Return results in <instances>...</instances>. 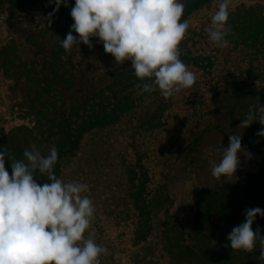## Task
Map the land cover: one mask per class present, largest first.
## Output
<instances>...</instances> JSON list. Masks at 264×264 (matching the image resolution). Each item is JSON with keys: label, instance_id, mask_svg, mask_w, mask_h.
<instances>
[{"label": "trees", "instance_id": "obj_1", "mask_svg": "<svg viewBox=\"0 0 264 264\" xmlns=\"http://www.w3.org/2000/svg\"><path fill=\"white\" fill-rule=\"evenodd\" d=\"M217 1L183 0L185 10L181 19L189 21ZM74 3L75 0H68V7L62 5L52 17V23L47 21L45 31L39 30L26 37L33 57L22 58L13 42L0 47V71L11 82L16 98L13 111L25 121L0 136V151L4 149L9 159L16 160L23 158L25 150L40 151L46 156L54 146L58 151L54 174L62 181L65 162L81 150L86 135L128 120L141 122L139 128L135 125L138 134L141 129L149 132L154 128L151 124L160 121L168 110L158 91L140 95L136 93L139 89H135L136 86L128 90L133 76L137 78L130 61L100 73L88 56H81L82 44L74 45L71 51L60 46L73 23L70 10ZM42 5L50 9L49 13L53 11L54 5L49 6V0H0V9ZM228 25L231 32L227 37L230 47L226 48V56L232 57L228 55L233 53L247 60L250 67H264V10L256 5L231 9ZM178 47L180 49V45ZM179 58L185 62L183 57ZM248 73L245 79L238 76L240 81L231 82L224 90L215 92L211 120L191 143L192 153L197 152L207 136L225 127L233 135L241 134L242 148L264 155V137L257 135L264 126L253 122L244 130L239 127L250 111L254 112L259 104L264 105V91H257L248 84ZM195 114L201 116L202 112L196 110ZM5 167L11 175V161L7 158ZM35 179L41 184L48 182L46 173ZM168 181L169 176H165L149 188L142 183L134 195L139 213L138 240L147 246V254L139 257L136 263L155 264L154 260L161 255L166 264H260L258 244L249 253L233 251L225 245L231 230L244 221L246 209H264V162L245 182L231 187L196 189L194 214L187 228L168 215ZM258 227L264 235V218L259 216L253 231ZM155 239H159L157 244ZM158 245L160 251L157 253L154 246ZM100 264H104L101 259Z\"/></svg>", "mask_w": 264, "mask_h": 264}, {"label": "rangeland", "instance_id": "obj_2", "mask_svg": "<svg viewBox=\"0 0 264 264\" xmlns=\"http://www.w3.org/2000/svg\"><path fill=\"white\" fill-rule=\"evenodd\" d=\"M218 5L219 1L212 3L189 20L190 27L179 44V53L184 64L195 74V84L161 100L166 102L168 110L160 121L151 124L154 128L149 132L140 128L141 134H138L135 125L139 128L141 122L128 120L88 134L77 155L65 162L64 182L78 181L89 186V191L83 195L93 201L95 211L84 236L108 249L107 254L100 257L104 264H138L137 259L147 254V246L138 240L139 213L134 204V195L142 183L149 188L169 176L168 215L187 228L194 214L193 193L196 189L231 187L245 182L264 162L262 152L247 150V155L238 154L241 163L235 176L214 178L211 171L220 159L217 149L222 151L227 147L229 137L233 135L225 127L221 132L207 136L197 152L191 151V143L211 120L216 91L224 90L227 84L240 78L245 79L248 72V84L257 91H264V67H250L247 60L233 53L228 58L226 49H219L208 41L204 29ZM253 5L264 10V0H233L231 9ZM49 11L45 5L1 8L0 47L13 42L22 58L33 57L26 37L46 28L45 18ZM90 39L93 47L82 44L81 56H88L100 73L113 65L116 67L114 58L105 53L98 38ZM130 82L128 90L135 86L138 89L137 85L142 83L134 76ZM15 99L11 82L0 71V136L25 124L13 111ZM196 110L202 115H196ZM154 242L157 244L159 239ZM154 250L158 253L159 245L154 246ZM159 256L154 260L155 264H166L165 258Z\"/></svg>", "mask_w": 264, "mask_h": 264}, {"label": "clouds", "instance_id": "obj_3", "mask_svg": "<svg viewBox=\"0 0 264 264\" xmlns=\"http://www.w3.org/2000/svg\"><path fill=\"white\" fill-rule=\"evenodd\" d=\"M233 0H219L217 11L204 31L208 41L219 49L230 47L227 39ZM52 17L60 7H68V0H49ZM183 0H75L70 16L73 23L60 46L71 51L74 45L93 47L90 38H98L106 54L115 62L131 61L138 80L140 95L159 92L165 99L173 97L195 84V74L179 58V44L189 29V21L182 20ZM76 33L78 35H73ZM253 122L264 126V105L250 111L239 127L243 130ZM264 137V130L257 133ZM241 134L229 137L220 153L219 162L211 171L217 179L235 176L241 161ZM11 161V175L5 159ZM58 161L56 147L45 156L40 151L23 152L22 159H9L0 151V264H100V257L108 249L92 238L85 239L94 216L93 201L83 195L89 186L78 181L64 182L54 174ZM47 174L48 182L37 183L35 177ZM264 218V209L249 208L244 221L227 236L233 251L252 252L258 244L260 264H264V235L257 217Z\"/></svg>", "mask_w": 264, "mask_h": 264}]
</instances>
